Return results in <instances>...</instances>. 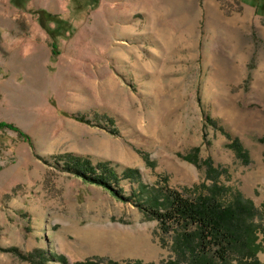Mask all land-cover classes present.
I'll list each match as a JSON object with an SVG mask.
<instances>
[{
  "label": "rangeland",
  "instance_id": "374dc122",
  "mask_svg": "<svg viewBox=\"0 0 264 264\" xmlns=\"http://www.w3.org/2000/svg\"><path fill=\"white\" fill-rule=\"evenodd\" d=\"M12 2L0 0V123L29 139L0 127V264L175 261L174 232L131 195L141 185L241 195L264 220V0ZM37 10L64 22L57 56ZM65 154L109 163L130 200L63 172Z\"/></svg>",
  "mask_w": 264,
  "mask_h": 264
},
{
  "label": "trees",
  "instance_id": "16d2710c",
  "mask_svg": "<svg viewBox=\"0 0 264 264\" xmlns=\"http://www.w3.org/2000/svg\"><path fill=\"white\" fill-rule=\"evenodd\" d=\"M12 1L15 7L25 9L28 0ZM36 15L39 18L40 27L51 40L53 55H59L56 29L61 27L60 23L63 25L64 22L45 10H37ZM74 118L86 122L81 116H74ZM207 121L213 123L209 116ZM0 127L13 129L21 137L29 139L13 125L0 123ZM228 147L234 150L243 163L249 162V153L238 140H231ZM184 159L198 168L204 167L198 154H190ZM56 160L55 165L63 172L75 175L85 182L105 187L121 200H130L118 186L119 176L109 163L94 165L74 154L58 156ZM204 165L209 175L216 173L215 179L221 176V173L216 172L209 162H205ZM129 173L139 174L136 170H129ZM112 182H115L116 186L113 187ZM215 186L217 187V184ZM159 193L162 194H156V192L151 194L150 191L148 192V187L141 185L140 191L135 190L131 195L145 196V201L141 199L140 202H136L137 206L157 220L164 233L174 232L173 249L177 259L167 264H183V259L186 264H261L257 258L262 249L261 244L258 243V232L264 235V220L258 219L259 210L251 201L237 195L232 201L224 204L215 197V194L191 201L177 191L160 190ZM55 259L63 264H121L116 261L106 263L103 259L69 263L64 256H56Z\"/></svg>",
  "mask_w": 264,
  "mask_h": 264
}]
</instances>
